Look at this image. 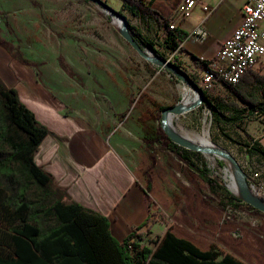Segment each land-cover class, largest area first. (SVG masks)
Instances as JSON below:
<instances>
[{
	"label": "rangeland",
	"instance_id": "obj_1",
	"mask_svg": "<svg viewBox=\"0 0 264 264\" xmlns=\"http://www.w3.org/2000/svg\"><path fill=\"white\" fill-rule=\"evenodd\" d=\"M104 1L155 42L159 54L145 47L151 56L170 59L202 88V70L195 68L188 56L163 45V33L153 18L144 19L122 9V0ZM157 2L171 4L167 0ZM175 6L171 19L176 16ZM118 20L103 6L86 0H0L1 73L10 82L20 84L18 69L33 71L42 84L65 98L69 109L76 106L97 112L107 101L114 107L151 101L157 108L192 101L194 91L166 68L142 57L124 39ZM18 56L29 63L19 61ZM259 69L264 74V62ZM207 91L223 94L226 88L220 84ZM156 116L158 128L161 110ZM132 121L128 118L119 126L126 132L123 142L131 153L127 159L147 189L151 205V219L139 231L143 244L153 245L173 227L198 246L212 247L220 257L230 253L246 264H264V212L222 203L239 202L228 193L241 198L232 188V164L216 155L201 153L198 159L189 152V158L223 186L212 191L178 155L159 142L142 141ZM172 127L192 138L207 132L214 146L234 155L246 174L264 170L257 156L241 147L242 138L248 136L264 142V126L256 118L240 125L221 124L202 103L173 117Z\"/></svg>",
	"mask_w": 264,
	"mask_h": 264
},
{
	"label": "trees",
	"instance_id": "obj_2",
	"mask_svg": "<svg viewBox=\"0 0 264 264\" xmlns=\"http://www.w3.org/2000/svg\"><path fill=\"white\" fill-rule=\"evenodd\" d=\"M167 3L164 6L157 0H122V9L144 19L153 18L163 33V45L171 51H184L180 43L188 33L178 27L170 28L172 10L180 0ZM129 27L144 47L159 54L155 42L144 37L135 26ZM184 52L195 67L208 68L210 60ZM18 59L29 63L20 56ZM224 86L223 94L204 90L203 106L219 123L240 125L244 120L256 118V112L264 111V74L249 69L239 82ZM48 135L56 136L21 100L18 90L0 76V264H246L230 253L220 257L212 247L198 246L173 227L153 245L143 244L139 231L148 225L151 213L123 240H118L111 233L107 216L71 200L66 188L37 164L35 155ZM153 140L178 155L210 190L223 188L205 168L189 158L191 152L201 159L200 152L177 145L160 126ZM242 140L241 147L259 161L264 160V146L258 140L251 136ZM145 141L150 144L152 140L145 136ZM228 194L239 202L228 200L223 204L257 210Z\"/></svg>",
	"mask_w": 264,
	"mask_h": 264
},
{
	"label": "crops",
	"instance_id": "obj_3",
	"mask_svg": "<svg viewBox=\"0 0 264 264\" xmlns=\"http://www.w3.org/2000/svg\"><path fill=\"white\" fill-rule=\"evenodd\" d=\"M245 2L200 0L189 16L176 21L177 27L188 33L186 40L180 43L181 50L201 59L214 58L222 43L241 24V9ZM203 6L211 10L203 24L207 35L202 39L189 37L206 17ZM184 51H180L181 54L188 56ZM262 62L264 56L252 69L262 74L259 69ZM20 71L18 69L22 79L20 84L10 82L1 70L0 76L7 85L18 90L21 100L37 119L56 134L48 135L42 141L35 161L54 176L59 186L66 188L71 200L107 216L111 233L123 240L152 211L146 195L148 191L127 159L131 153L123 142L126 132L120 131L119 122L133 119L132 125L137 134L141 133L142 141L146 143L145 136L154 141L156 115L165 107L157 108L151 101H133L131 105L114 107L107 101L97 112L92 111L93 108L83 110L76 106L69 109L65 98L42 84L33 71L23 68ZM260 122L264 126V121ZM253 138L264 146L263 139Z\"/></svg>",
	"mask_w": 264,
	"mask_h": 264
},
{
	"label": "built area",
	"instance_id": "obj_4",
	"mask_svg": "<svg viewBox=\"0 0 264 264\" xmlns=\"http://www.w3.org/2000/svg\"><path fill=\"white\" fill-rule=\"evenodd\" d=\"M200 0H181L177 6L170 28L177 27L176 21L190 15ZM206 17L202 24L190 35L199 39L207 35L204 22L211 14L208 6H203ZM242 22L233 34L225 40L218 53L210 60L208 68L202 70L201 86L210 90L220 84H236L264 56V0H246L241 9ZM256 118L264 121V111L256 112ZM264 166V160L261 161ZM252 192L264 200V170L247 172Z\"/></svg>",
	"mask_w": 264,
	"mask_h": 264
},
{
	"label": "water",
	"instance_id": "obj_5",
	"mask_svg": "<svg viewBox=\"0 0 264 264\" xmlns=\"http://www.w3.org/2000/svg\"><path fill=\"white\" fill-rule=\"evenodd\" d=\"M103 6L109 12L116 15L121 21L120 32L124 39L145 59L158 64L161 68H166L171 74L175 75L181 82L189 87V90L194 91L195 97L192 101L179 102L172 106H167L161 111V127L170 140L179 146L186 149L197 151L204 154L216 155L220 158L228 160L232 164L233 175L232 179L235 181L236 187L242 200L255 209L264 212V201L262 198L256 196L248 183L247 174L242 169L240 163L234 155L217 147H206L200 143L193 142L191 139L178 133L172 127V118L182 115L196 107H199L205 102L206 97L204 90L191 78V76L184 71L177 64L171 62L170 59L164 58L160 55L151 56L145 47L139 42L136 36L130 30V23L126 16L119 11L113 9L104 0H88Z\"/></svg>",
	"mask_w": 264,
	"mask_h": 264
},
{
	"label": "bare ground",
	"instance_id": "obj_6",
	"mask_svg": "<svg viewBox=\"0 0 264 264\" xmlns=\"http://www.w3.org/2000/svg\"><path fill=\"white\" fill-rule=\"evenodd\" d=\"M117 22V25L120 26L121 25V21H116ZM190 101V100H189ZM186 138H189L191 139L193 142H196V143H200L206 147H215L213 142L209 139V136L207 134V132H204L203 134H199L197 136H195V138H192L190 136H185ZM232 179V178H231ZM232 188L238 192L237 190V187H236V184H235V181L233 183V186ZM264 201V200H263Z\"/></svg>",
	"mask_w": 264,
	"mask_h": 264
}]
</instances>
